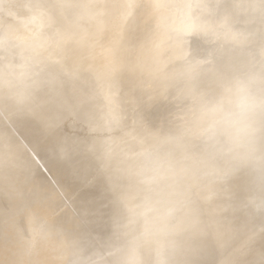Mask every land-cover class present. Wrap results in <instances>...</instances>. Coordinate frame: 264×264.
<instances>
[{"label":"bare ground","instance_id":"obj_1","mask_svg":"<svg viewBox=\"0 0 264 264\" xmlns=\"http://www.w3.org/2000/svg\"><path fill=\"white\" fill-rule=\"evenodd\" d=\"M104 1L105 3L108 2V0ZM117 1L118 4H116ZM154 1L159 3L156 5V2ZM164 1L165 0H116L114 1V3H116L113 7L111 5H108V7L105 3L103 4V1L96 4V2L94 3L92 0H0V63L2 65L4 64V66L1 67L4 72L0 70L1 77L5 75H3V73L8 74V72L13 71L10 79H8V76L6 77V75V78L4 77L8 82H5L4 80L3 84H10L8 87L6 85L7 88H5L2 84L3 78H0V103L2 102L1 106L3 109L5 107V109H7L8 113H5H11L10 115H13L14 113L19 115L21 114L23 122L24 117L30 118L31 115L34 117V122H37V126L31 128L29 132L25 134L26 136L31 137L39 135L38 137H40L39 139L41 140L38 141V144L34 143L35 146L29 147L30 151L32 150L30 153H33L34 151L38 160L40 156L34 150L36 147L40 149L53 147L58 148L59 144L60 147L63 145H61L58 141H60L67 134L65 135V133H62V137V134L60 135V131H62V129L60 128V133L57 134L62 138L60 137V139H58V135L56 134V137L54 135V133L57 132L55 129H58L57 124H60L61 120H70L71 117L69 115L74 117L73 115L76 111V117H79L81 120H75L77 121L75 123L77 125L86 119H88L86 121H89V118H92L93 121L90 120L92 122H87L91 125L90 123H93L94 119L97 120L100 118L99 116H102L99 115L98 118H95L97 115H95V117L93 116L94 114L90 115L91 113L89 114V112L91 108L95 113H98V111H101L100 114H102V112L106 113L102 116V118H106L107 121L106 119H104L106 122L103 119L100 120H103L101 122H105L107 126H109L107 127L104 124L107 129L103 127L107 134L102 137L99 136L96 139L101 140L96 141H101L102 143L105 141L104 139H107L106 142L109 139V146L110 143L112 145H118L124 142V145H122L123 147L121 146L122 148H129L130 146L131 148L129 149H132V146H134L133 144H136V140H141V138L143 140L144 137L146 139L147 133L153 135L155 132L143 133L140 129L125 127L123 122L124 113L122 114L124 107H126L129 111H132L134 114L137 112L136 110H139V107H142L145 104L143 101L144 97L140 96V92H142L143 95L145 88L142 87L144 84L142 83L141 85L138 75L140 74V65L147 61L149 62L147 72H153V76L154 71L156 70V73L160 66L163 67V65H166L168 67V65H170L169 63H173L174 68L172 70L178 76H180L181 73L182 77L184 76V82L181 81V76L179 81L176 82L174 79L176 74L173 75L174 73L171 71L172 73H168L173 75V77L171 76L172 78H168V75L165 74L171 82L168 79H165V82L163 83L160 81V85H157L155 82V87L162 91L163 88H165L163 92H166L169 96L174 90L175 97L185 102V112L189 111L191 107H198L197 110L193 111L191 114L181 116V118H183L178 121L180 124L178 123L177 125V123L174 122L171 130H167L164 126L166 128V132L168 133L165 134L167 137L166 141L169 143L171 142L170 144L172 145L168 147L167 144H164V146L159 147L160 152L157 156L155 153L153 156H150L152 150H149V154H147V156L151 157L152 162L142 168L145 179L141 178V180H145L146 187L150 184L149 178L151 176L157 178L160 183H163V187L168 186L171 182V178L176 176L185 180L188 195L182 194L181 196H178L180 193H171V195L168 194L164 197L162 210L159 212V215L151 219V221H153L157 218L154 222L155 224L152 225V227L156 226L153 231L147 230L149 229V224L139 222L137 216H135L137 214L128 217L124 213L122 206L120 207L118 205L119 208L114 212L115 214L113 213V217L116 220V224L118 223L120 228L115 233L109 232L104 235V238L101 239V241H103V249H101V251L98 250L99 252L97 250L91 251V248L87 249L85 247L86 244L81 243L80 236L77 234V231L72 230V233L67 234L66 231H64L67 225H64L63 229L60 231L55 229L56 231L53 232L50 228L51 217L38 210L40 205H49L50 201L52 202L56 196L58 197L59 192L64 194V189L66 191V188L62 183V175L73 177L78 180L75 175L76 173L71 171L77 169V166L75 165L77 162L76 159L71 166V169H65L63 165L57 166L53 169L55 175L53 176L55 178L53 181H55L54 185L55 183L57 185V187H53L52 178H50V181L47 177L44 178L43 176L38 175L39 172L36 168L39 165L35 164L37 163L35 162L37 160L34 161L32 159L31 162L30 160H27L25 156L26 153L24 152V154L19 146L10 140L7 131L1 127L2 124L0 123V190L2 188L6 191V194L10 195V207H12L13 210H16L17 213H20L19 216H15L21 219L25 217V222H22L25 223V226L20 227L18 223L19 226L17 228L21 231L23 238L26 240L25 243L28 248L34 240L39 237L43 238L47 235L46 244L48 245V252H50L51 256L53 255L52 252H54L53 256L58 261V263L55 264H264V39L262 40V32H264V30L262 28L254 30L252 28H246V26H242L241 28L233 26L234 29L229 28L228 26L231 27L233 23L228 25L229 23L227 22L230 19L227 21L222 20V16H224L225 13L220 17V13L218 14L217 9H215L216 11H214V13L216 12V14H218L221 18L220 21H224V24L225 22L227 24V26L223 27V22L218 20L220 18H218L213 12V17L212 14H210L211 11L214 10V5L211 6L214 0H210L212 1L211 3H204L199 0L200 3H198L199 1L197 2L198 6H195V9L202 4L203 6L201 5L199 7L200 9L202 7V11L209 3L208 8H212V10H208L206 7V10L204 9L202 11L206 14L209 13L206 12L207 10L210 11L207 15L209 17H206L201 13V11V14L199 15V9H197V13L193 14V23L199 24V17L203 15L204 19L201 21L204 20L205 23L207 20L206 24L208 27L210 21L213 23L211 20L212 17L218 20V23H216L213 19V21H215V23H213V27L211 26L210 28L209 25V29L204 26L202 30H211L215 28V24H219V27L216 26V28L213 29L215 31L218 30L216 35L218 33L220 34L219 31L222 29L221 26L223 27L221 34H226L223 35L221 42L222 49H220L221 52L219 51L221 53L220 55H217L216 53V56L213 52H211L213 51V47H209L211 49L210 51L208 47V50L207 48L206 50L203 49L207 51L204 52L206 54L208 53V56L210 55L209 52L211 53L210 56H212V54L216 56V58H210L213 59V61H210L209 59L208 61L210 62H207V59L209 58L208 56L207 59L203 58V55L205 54L203 53V50L199 49L202 46H200V44L204 43V40L201 38L203 37L202 33L204 34L205 32L201 30L202 33L200 34L201 36H199L201 38L198 39L202 40V42H198V40L196 41L195 35H192V39L195 38V43H199L198 46V43H194L195 46H200L199 48H195V50L199 49L200 53L202 51V58L206 62L203 63L204 65L201 64L204 72L206 71L204 66L212 62L213 63L212 66H207L210 70H207L208 72L206 71L208 73L206 78V75L204 76L201 68L197 70L198 67H200L198 66L200 64L198 59L201 57V55H198L197 52L196 58L200 56L196 59L198 63L195 62L194 65L193 63L195 58L193 59V57H190L194 61L192 60L193 63H191L189 58L188 63L190 62L191 67L187 68L190 70L193 66L196 67L197 64V69L194 67L196 72H193L194 70L192 71L193 68L190 70L191 72L189 70H187V72L184 70V72L183 68L189 67V65L187 64V66L183 67L181 64L182 62L180 61L183 56L181 54H185L183 56L185 57L189 54L190 50L195 51L193 48L195 46L191 44L193 49L187 47L190 50L187 49L189 50L187 54L184 52L186 46L190 45L189 42H191L189 41L191 37L189 36V38L188 35H191L192 32L189 33L187 27L190 29L193 28V31H199L198 33H200L199 29L203 25L201 24L202 26L199 27L198 30H196V28L194 29L195 24L192 23L193 18L192 20L190 18L192 17V13L195 9L192 8L193 11H189L190 9H188L187 11L189 12H187V7L191 8V5H189L190 2H188L187 5L186 1L185 4L187 7H184L186 11L184 13L188 16L191 14V17H188L189 19L187 20L185 14L183 18L185 17L186 24L190 22L189 24L192 25L188 24L185 26L186 28H184L183 23L182 26L184 30H182L181 24L179 23L185 22V20L181 17L183 21H180L182 22H175V16L173 15V17H171L172 13L169 16V13L172 10H167L168 7L174 8L176 6L175 3H178V1L175 0V3L173 1L171 2L174 3L175 6L173 4H171L173 6H167L170 4V1H166L169 3H166L167 5ZM179 1L184 2L185 0ZM195 1L196 0H194L193 3L191 2V4L196 3ZM204 1L206 2L209 0ZM227 1L226 3L223 1L225 4L220 2V5L222 4V8L219 6L218 10L220 11L218 12L222 13L223 10L221 11V9H224L223 7L226 6V4L227 7H225L226 9H224V12H226V10L228 11L227 8H231L235 5L238 7L244 3L243 0V3H239L241 2L239 0H237L238 3L236 0V3L231 0L229 3L232 5L234 2V4L230 7V4H228ZM244 1H246V3L243 5L247 7L248 1ZM133 2H136L137 4L135 7L134 5H130L133 4ZM153 2L155 4H153ZM161 2L162 7L158 5ZM183 2L181 3L182 6L184 4ZM216 2L217 5H219V1ZM108 3L112 4V2ZM248 3H251V0H249ZM147 4H151V6H149L150 8L152 6H156L154 9L158 7L159 9L157 12H160L161 8L164 9L168 18L171 17L173 22L169 20V23L167 20L169 26L165 25V23L160 24V21L163 22L168 19L165 18V15H163V10H161V17L160 15L157 16L155 13L157 19L160 20V18H164V20L158 21L156 18L154 19L153 16L155 14L149 11L150 8ZM243 5H241V7ZM130 6L134 9V11L136 10V12H133L137 13V15L135 14V17H133L134 14L129 11H133ZM164 6L167 7L165 8ZM177 6H179V4ZM244 6L243 8H245ZM214 8L216 7L214 6ZM233 8H231L232 12L235 13L238 11L240 12L241 10L243 11V8H241V10L240 8H237L238 11L236 12V8H234L235 10ZM154 9L152 8V10ZM242 11L240 13H243ZM194 12H196V10ZM230 12L231 10L229 13ZM252 12V15L255 16L254 9H252ZM226 13V17L230 18L231 16L233 21L237 20L238 17L236 18V14L231 13V15L228 16V12ZM240 13L237 14L240 15ZM196 14L199 15V17L197 15L198 21L196 20L197 17L195 18ZM243 14L241 19L245 16V14ZM233 15L236 16L232 17ZM204 16L207 18L206 20ZM13 17L16 19V21L14 20L15 22L12 20ZM111 17H115L117 19L119 18L117 20V22L120 21L118 23L119 26L116 22H114L116 19L113 18V20ZM240 17L241 16H239V21L237 20L238 22H240ZM208 18L210 19L209 22ZM99 19L102 20V22L100 20L102 24L98 22ZM110 20H113V23H116L117 25H115L117 28L113 26V28L116 29L113 33L115 34V41L101 45L100 42L104 41L108 34L111 35V33H108L111 32V25L113 24ZM232 20L230 21L233 22ZM151 21H158L160 27L163 28L162 25H165L166 29L168 27L170 28V24L175 22V24H179L178 26L180 27L178 28L180 29L175 28L177 25L173 27L175 24L171 25L175 29L172 28L174 31H171V33L168 34L171 29L168 28L167 35L164 34L165 30L162 29V31L160 29L162 31L160 32L158 29L160 27H155L158 26L155 25L158 23L154 22L152 25H155V28L152 29L150 26L153 22ZM258 23H260V21ZM96 24L102 25L103 29H98L95 26ZM177 30H181L178 35L180 36V42L176 40L177 37L176 39L174 37L176 34L175 31ZM113 31L114 30H112V32ZM209 32L213 34L211 31ZM207 33L208 31L206 34ZM53 34L56 36L54 35V37H50V35L53 36ZM211 34L208 35L210 38L213 36ZM208 36L205 37L208 38ZM205 37L203 39H205ZM214 39L221 41V38L219 39L218 37H215ZM171 40H174V43L177 44L172 43ZM194 40H192V42ZM155 41L156 48L158 50L161 49V46L165 47L162 48L163 53L171 44L173 46L176 45L174 46L176 47V50L171 46V48H174L176 52L172 51L173 53L171 54L170 51L173 49L169 47L170 53L167 55V50L164 57H167L170 54L172 56L168 59L161 57L163 54L162 53L160 55L161 51L158 52L154 51L155 48L153 50H151L152 48H149L152 43L155 44ZM203 45L204 46L202 47L204 48L207 44ZM229 47H231L234 53L230 55V57H227V51L225 50ZM163 49L166 50L163 51ZM217 50L219 49L217 48L214 52ZM190 54L193 56L195 53L193 55L192 53ZM7 65H11L12 68L8 69L9 66L7 67ZM20 66L21 70L19 69ZM166 66L164 69L162 68L163 71H161L160 68V73L163 72L164 74ZM3 67H5V69L7 68L9 71H7V69L4 70ZM237 67L239 70L234 72L233 70ZM18 69L19 71H14ZM200 71L203 73L204 80L209 78V80L205 82L208 83L210 81L209 86L212 90L210 93L205 94L203 92L204 94H202L200 91L202 88L199 89L197 88V85H195L196 87L194 86V84L201 83V85H203V83H205L201 78L202 73ZM160 73L158 76H161ZM192 73H201L200 78L199 75H195V77H193L194 74ZM152 74L150 73L151 78ZM163 74L162 77L164 76V78H166ZM158 76L156 79L160 77ZM191 76L193 78H199L203 82L200 80L199 82L191 78ZM136 78L139 79V81H136ZM164 78L161 80L163 81ZM188 79L194 80V82L191 80L193 85H191L192 83ZM10 80L12 83H9ZM159 80L160 79L155 81L158 82ZM166 81L171 83L170 87V84ZM148 82L149 84H146L150 85V82L154 81L150 79ZM179 82H181L182 86ZM185 82H189L188 84L186 83V85L188 86L190 84V89L187 87L184 89L185 85L183 86V84H185ZM176 83L180 85V89L183 87L184 94H180L181 90L178 89V86H175ZM214 84H218L217 86L220 85V87L218 89H214ZM1 86H4L5 90H3L4 88H1ZM152 86L153 85L151 84L150 87L155 90L156 88ZM157 86H161L162 89ZM203 86L204 88L206 87L205 85ZM140 88H142V91L139 90ZM206 88L210 89L208 87ZM123 89L127 90L126 95H124ZM156 90L149 92L148 94H150V96L148 94L147 96L150 98L153 92L155 95V92L157 93ZM145 92L146 91H144V93ZM139 96L142 97V99ZM153 97L154 96H152V98ZM98 98L101 99L100 104L97 103ZM140 99L142 101H140ZM16 100H21V102L17 103ZM13 101L18 104L17 106H20L19 104L22 103V107L20 106L21 109L20 107H16V105L13 106L15 103L11 105V102ZM68 104L69 106L76 105L77 110L73 113V111H71L72 108L70 107V109H68V107L67 109L70 110L72 114L68 112V110L66 113L64 110H66L65 106H68ZM45 106L47 110H45ZM47 106H49L48 108H51V110H49ZM62 107L64 110L61 109ZM2 108L0 107V109ZM41 108L48 112L53 111V113L51 112L53 115H49L50 120L55 117L53 118L54 121L52 120L53 122L48 120L50 122L48 123L46 119V117L48 118V114H46L48 112H43L44 110ZM104 108L105 110H103ZM118 109L121 111H118ZM0 112L2 111L0 110ZM37 112L45 113V116H42L41 113ZM64 112L66 115L69 114L67 116L68 118H66ZM88 114L90 117H88ZM56 116L59 119L56 120ZM76 117H74L73 120H70L72 121V124L74 123V119ZM160 117L158 115L157 118ZM154 119H156V117ZM86 121L83 122V125ZM101 122L98 123L100 128L102 125ZM53 123H56L57 127H55V129L52 128L55 132L50 128V125H54ZM93 124L95 125V122ZM159 124L162 123L159 122ZM89 128L93 129V127ZM35 130H40L41 132L36 133ZM100 130H102V128ZM47 136L49 138L45 143ZM76 137L78 136L74 137V135L72 136L71 134V141L69 142L68 140V142L71 144L75 141ZM73 138L74 140L72 141ZM88 138L91 140L92 136H89ZM173 138L174 140H172ZM56 139L58 141H56ZM78 139L81 138H76V141ZM89 139L86 140L87 142L83 141L84 139L79 141H83L82 143H89ZM64 140L61 142H64ZM93 140L91 142H93ZM76 141L74 142L75 144L72 143L71 147H73V145H81V143L76 144L79 142ZM197 142L199 149H194V146L196 145L195 143ZM86 143L84 144L86 145ZM93 143H91V145ZM101 143L99 145H101ZM84 144L82 145L84 146ZM94 144L93 146L98 145V143ZM25 145L27 144L25 143ZM64 145L62 147L63 149L65 148L64 150L71 148H66L67 146L65 147ZM112 145L110 147H112ZM114 145V149L119 148V145L117 148H115L117 145ZM189 145L191 146V149ZM96 146L94 147L95 149H89L96 150ZM140 146H142L141 143L139 146L134 147L139 148ZM157 146L158 144L152 148ZM60 147L58 150H60ZM100 147H97L99 152L101 154L105 153L100 151ZM104 147L105 146H103L102 149ZM134 147L133 149L135 150ZM144 147H140L141 150L144 149ZM74 148L72 151H74ZM112 148L108 149L107 146L106 151L111 152ZM122 148L121 150L123 151L124 149ZM63 149H61L62 152L64 151ZM89 149L88 152H90ZM94 150H92V154L90 153V155H92V159L84 164L85 166L82 168L83 171H90L94 169L96 171L98 169L97 165L99 164L97 163V158L101 159V156L103 155H99L101 158L98 157L97 154L99 153L96 150V154ZM145 150L147 151V146L144 151ZM122 151H120V149L116 150V152L112 153L113 155L111 154V159L113 157L116 158V155L119 156L118 154ZM129 151L131 152V150ZM69 152L70 150H67V154ZM84 152L87 153V150ZM124 152L126 151L124 150ZM30 153L28 152V154ZM93 153L96 156H94ZM127 153L129 152L127 151ZM36 155L34 157H36ZM66 155L65 157L67 158L68 155ZM133 155L134 154L131 152L130 156L133 157L134 161V157L136 158V156ZM120 157H126V160L124 159V161H128L129 163H125ZM120 157H118V159L124 162L123 165H121L123 162L120 164V168L118 163L121 161L119 162L117 161L118 159H115L117 161V165L116 163L115 165L119 168L116 169L118 171L121 169V171H119V175L123 173L122 175H125L127 178L131 177L132 174H136L137 171L139 172L137 169L138 164L136 162L134 163L133 161H129L132 160V157L130 158L128 156L130 158H128L129 160L127 159V154H125V157L124 154ZM160 158L165 160V167L163 168H158L162 165L158 163V159L160 160ZM40 159L42 158L40 157ZM104 159L105 156L102 161ZM106 160H109V162L112 161L108 158ZM106 160H104V162ZM40 164L43 163L40 162ZM35 165L37 166L35 167ZM41 167L43 168L41 165L38 168ZM43 169L45 170V168ZM63 171L66 173H63ZM48 173L50 174L49 171ZM142 175H140V177H142ZM210 177H218L219 180L217 183L211 185V183L208 182ZM85 179L87 178H83V180ZM113 183H115V181ZM113 183L110 182L111 185H108V187H112ZM223 183L230 184V188L222 191L221 187ZM171 190L172 188L168 191ZM3 192L0 191V196L3 195ZM157 194L158 192H153V195H151L153 204L158 200ZM22 195L24 199L29 198L30 201L21 202L20 200H23ZM119 197H121V195ZM22 214H24V216ZM0 218L8 220L2 214H0ZM34 226L37 227V232L33 233L32 229ZM143 242H146V244ZM109 250H114L116 253L110 256L108 255L110 257L108 260H106L107 258L102 259L103 256L101 257V255L103 253L107 254ZM106 254L104 257L107 256ZM16 261L17 260H15L14 264H24L23 259H19L17 262ZM32 264H36V262L33 261Z\"/></svg>","mask_w":264,"mask_h":264},{"label":"rangeland","instance_id":"obj_2","mask_svg":"<svg viewBox=\"0 0 264 264\" xmlns=\"http://www.w3.org/2000/svg\"><path fill=\"white\" fill-rule=\"evenodd\" d=\"M94 3L97 1V0H92ZM101 2L103 1V4L105 3V1L104 0H100ZM99 0L96 2V4H98L99 2H100ZM114 1H116V0H113V1H109L108 0V2H112V4L114 3ZM119 1H121V0H119ZM133 1V0H132ZM166 1H168V0H165L164 2H165V4L166 3H168V2H166ZM170 1V4L169 5H167V6H173L174 5V3H175V0H169ZM174 2V3H171V2ZM178 1V3H175L176 4V6L172 9V8H170V7H168L167 8V10L168 11H170V10H172L170 13H169V16L171 15V13H172V15H171V17H173V15L175 16V19H174V21L175 22H178V21H180V20H182V19H184L185 20V17H187L186 19L188 20L189 18L188 17H191L190 15L191 14H189V16L186 14V13H184V12H186L188 9H190L189 11H193V9L192 8H194L195 9V6H198V3H200V1L199 0H196L195 2L196 3H194V4H191V2L193 3V1L194 0H192V1H189V0H185L184 2L183 1H179V0H177ZM176 1V2H177ZM187 1V5H188V2H190L189 3V5H191V8L189 7H187L186 6V4H185V2ZM199 1V2H198ZM204 2V3H207V2H212V1H204V0H201V2ZM216 1H219L218 2V4L219 5H217V2ZM225 3H226V1L225 0H223ZM223 1H221V0H214V4L212 3V5L211 6H215L216 8H214V6H213V9L214 10H212V8L210 9V8H208V5H209V3L207 4V6H206V4H205V6L207 7V9L209 10H212L211 11V13H210V11H206V12H209L210 14H212V17H213V15L214 14H216V12L214 13V11H216L215 9H217V13L219 14L220 13V17L222 16V14H224L225 13V15L224 16H222L223 18H222V20H224V21H227V20H232L231 19V13H233V14H236L235 16H236V18H237V20L239 21V16H241L240 17V22H238L235 18H233L234 20H236V21H233V22H231L230 20L227 22V23H229L228 25H231L232 23L234 24H232L231 25V27L230 26H228L229 28H233L234 29V27H236V28H241L242 26H246V28H252V29H254V30H258V29H260V28H262L263 30H264V0H251V3H248L249 2V0H247L248 2H247V7H245L243 4H245L246 3V1H244L243 0V2H242V0H239V1H241V2H239V3H243V4H241V5H243L245 8H243V6L241 7V5H239L238 7H236L237 5H235V6H233V4H234V2H235V0H233L232 2H233V4L231 5V3H229V2H231V0L230 1H227L228 2V4H230V7L231 6H233L234 8H236V12L238 11V9L240 8V10H241V8H243V13L245 14V16L243 17V19H241L242 18V14L243 13H240L239 11L237 12V13H240V15H238L237 13H235V12H232V9L231 8H233V7H231V8H227L228 9V11L226 10V12H228V16H230V18L229 17H226V12H224V9H226L225 7H227V4H226V6H224L223 8L224 9H221V11H222V13L221 12H218V11H220V10H218L219 9V6L221 7V5L222 4H225ZM253 1V2H252ZM92 2V3H93ZM107 2V1H106ZM105 3V5H111L112 7L115 5V3L112 5L111 3ZM137 2V1H136ZM136 2H133V4H130V5H134V7H135V5H137L136 4ZM154 2H156V1H154ZM153 2V4H155ZM163 2V3H164ZM180 2V3H179ZM184 3L185 4V6H184V4H183V6H182V4L181 3ZM198 2V3H197ZM215 2H216V4H215ZM220 2L222 3L221 5H220ZM236 2L238 3V1L236 0ZM235 2V3H236ZM138 3V2H137ZM157 3H159V2H156V5H157ZM203 3V4H204ZM116 4H118V1H117V3ZM152 4V3H151ZM151 4L150 5H148V7L149 6H151ZM162 2L160 3V4H158V5H160L161 7H162ZM165 4H163V5H165ZM171 4H173V5H171ZM179 4V6H177ZM197 4V5H196ZM194 5V6H193ZM202 5V4H201ZM200 5V6H201ZM217 5V6H216ZM117 6V5H116ZM167 6H164L165 8L167 7ZM193 6V7H192ZM199 6V7H200ZM203 6V5H202ZM229 6V5H228ZM109 7V6H108ZM133 7V8H134ZM156 7V6H155ZM154 6H152L150 9L149 8H147V9H149V11L151 12V13H156L157 14V16H159L160 15V17L162 16L161 14H162V12H164V9H162L161 8V10H163L162 12H161V10H160V12H157V10L159 9L158 7L156 8V9H154L155 8ZM163 7V8H164ZM184 7H187V9H186V11H185V8ZM197 8V9H199V11L197 10V9H195L196 10V12H194L193 11V13H192V17L190 18L191 20H192V18L194 17V13H197V11L199 12V15L202 13L203 15H205L206 17H209V16H207L209 13H203L202 11L205 9L206 10V7L201 11V9H202V7H201V9L200 8ZM130 8L132 9V7L130 6ZM152 8L154 9V10H152ZM170 8V9H169ZM222 8V7H221ZM233 8V9H234ZM238 8V9H237ZM137 9V8H136ZM192 9V10H191ZM252 9H254V15L255 16H253L252 15ZM133 11H131V10H129L130 11V13H133V12H136V10L134 11V9H132ZM153 12H152V11ZM156 10V11H155ZM231 10V12L229 13V11ZM235 10V9H234ZM245 10V11H244ZM189 11H187V12H189ZM200 11H201V13H200ZM214 14H213V13ZM159 13V14H158ZM134 15H133V17H135V14L137 15V13H133ZM156 14L153 16L154 17V19L157 17L156 16ZM167 13H163V15H165V18H168V15H166ZM185 14H186V16H185ZM218 14H216L217 15V17L218 18H220L219 16H218ZM243 14V15H244ZM132 15V14H131ZM197 15L198 14H196L195 15V18L197 17ZM199 15H198V17H199ZM203 15L202 16H200V17H202V18H200L199 17V24L198 23H193L194 22V18H193V20H192V23L193 24H195V27H194V29L196 28V30H198V28L199 27H201L202 25V27L199 29L200 30V33H198L197 31H193V28H191L192 29V31H191V29L190 28H188L187 27V30L189 31V33L190 32H192L191 33V35H188V37L190 38V40L189 41H191L192 42V40H194L195 38H196V41L198 40V39H200L201 37H199V36H201L200 34L202 33V31L203 32H205L204 34L202 33V35H203V37L201 38L202 40H204V43H202V44H200V46L202 45V46H204L203 44H207L204 48L201 46V48H199V47H197L198 45H199V43L198 42H202V40H198V42H196V43H198L197 44V46H195V40L191 43V42H189L188 40V42L190 43V45H188V46H186V49H184L185 51L184 52H186V54H187V52L190 50L189 48H191V49H193L194 48V50H195V48H199L200 50H203V49H205L206 50V48L208 47H213L212 49H213V51H211V52H213V54H215L216 55V53H217V55L219 54H221L220 52V49H222L221 48V42H222V39H223V35H225L226 33H224L223 35L221 34V30L223 29V27H225V26H227V24H226V22H225V24H224V21H220L221 20V18L220 19H218L220 22H223L222 24H224V25H222V24H220V25H222L221 26V28L222 29H220V28H217V29H220V34H221V36H220V34L218 33L217 35H216V33L218 32V30L217 31H215V30H213V29H215L216 28V26H218L219 27V24H215L216 26H214L215 28H213V29H211V30H209L210 28H211V26L213 27V23H215V21H216V23H218L217 21L218 20H216V19H214V18H212L211 17V20H212V22L213 23H211V21H210V19L208 18V22H209V25H210V28H209V25H208V27H207V24H206V22H207V18L205 17V20H206V22L204 23V20L203 21H201L202 19H204L203 18ZM183 16H185L184 18H183ZM211 16V15H210ZM234 15L232 16V17H235ZM116 17H118V16H116ZM132 17V16H131ZM164 17V16H163ZM162 17V18H163ZM171 17H169L168 19H166L165 21H163V22H161L160 20H164V18L163 19H161L160 18V20L159 19H157L156 18V20H158V21H160V24H164L165 23V25H168L169 26V24L167 23V20H168V22L170 23V21H172V18ZM181 17H182V19H181ZM198 17L196 18V20L198 19ZM226 17V18H225ZM113 18H115V17H111V19H113ZM215 18H216V16H215ZM228 18V19H227ZM258 18H259V20H258ZM116 20L114 21V22H116L117 23V25L119 26V22H117V20L119 19H117V18H115ZM129 19V18H128ZM153 19V20H154ZM213 19L215 20V21H213ZM226 19V20H225ZM13 21L15 20L16 21V19H14V17H13V19H12ZM11 20V21H12ZM100 20L101 19H99V21L98 22H100ZM114 20V19H113ZM113 20H110L112 23H113ZM170 20V21H169ZM196 20H195V22H196ZM14 21V22H15ZM155 22V21H151V22H153V23H151V26L150 27H152V29L153 28H158V27H160V25H159V22ZM183 21V20H182ZM182 21H180V22H182ZM190 21V20H189ZM189 21H187V22H189ZM198 21V20H197ZM260 21V23H258ZM101 22H102V20H101ZM100 22V23H101ZM154 22L155 23H158V24H155V25H158V26H155V25H152V24H154ZM173 22V21H172ZM171 22V23H172ZM175 22L173 23V24H170V32L168 33V34H170L171 33V31H174L173 29H180V28H178V27H180V26H178L179 24H181V29L182 30H184V28H186L185 26H187L188 24H186V20H185V22H182V23H176L175 24ZM219 22V23H220ZM111 23V24H112ZM116 23H113L111 26V28H112V30H114L113 32H112V30H111V32H108V33H111V35L110 34H108L107 36H106V38L104 39V41H101L100 43H101V45H104V44H107V43H111V41L113 42V41H115V34H113L114 32H115V28H117L116 26ZM167 23V24H166ZM184 23V28H183V26H182V24ZM205 25H204V24ZM231 23V24H230ZM239 23V24H238ZM102 24V23H101ZM175 24V25H174ZM186 24V25H185ZM202 24V25H201ZM116 25V26H115ZM150 25V24H149ZM163 26L162 25V27L163 28H158L159 29V31L160 32H162L163 30H165V33L164 34H167V30H168V28L166 29V26ZM171 25H174L173 27H175L176 25H177V27H175V28H173ZM189 25H192V24H189ZM196 25H198V26H196ZM98 29L100 28V29H103V26L102 25H100V24H96L95 25ZM95 26H94V28H95ZM113 26L115 27V28H113ZM155 26V27H154ZM204 26H206L207 28H209L208 30H202L203 28H204ZM234 26V27H233ZM165 27V28H164ZM190 27V26H189ZM192 27V26H191ZM206 27H205V29H206ZM93 28V29H94ZM173 28V29H172ZM157 29V30H158ZM162 31H161V30ZM261 29V30H262ZM118 30V29H117ZM155 30V29H154ZM202 30V31H201ZM237 30V29H236ZM178 31V32H177ZM177 31H175L176 32V34L174 33V32H172V33H174L173 35H174V37H175V39H176V37H177V39L176 40H178L179 42H180V36H178L179 35V33H180V31L181 30H177ZM208 31V33L206 34V32ZM209 31H211L213 34H211ZM194 33H196V34H194ZM263 34H262V40L264 39V32H262ZM167 34V35H168ZM216 35V36H212V38H210V36H208V35ZM54 35L55 34H53V36L52 35H50V37H54ZM195 35V38L194 39H192L193 38V36ZM56 36V35H55ZM113 36V37H112ZM205 36H208V38L207 37H205ZM205 37V39H203ZM215 37H218L219 39L221 38V41L219 40V41H217V39H214ZM174 39V40H175ZM188 39V38H187ZM192 39V40H191ZM172 41V43H174L175 41ZM110 41V42H109ZM154 41V40H153ZM152 41V42H153ZM178 41H176V42H178ZM168 42H170V41H168ZM154 43V42H153ZM151 44L150 45V47L149 48H152L151 50H153L154 48L155 49H157L156 48V41H155V44ZM188 43V44H189ZM195 43V44H194ZM169 44V43H168ZM168 44H166L167 46H169ZM174 44H177V43H174ZM187 44V43H186ZM194 45L195 47H193L192 48V45ZM155 45V46H154ZM166 45H164V46H166ZM171 46L172 47H174V46H176V45H170L169 47L171 48ZM169 47H168V51L166 50V49H163V51L164 50H166V51H164V53L162 52V48H165V47H162L161 46V49L160 50H155L154 49V51H161L160 52V55H161V57H163V58H169L170 56H172L171 54L173 53L172 51H174V52H176L175 50H176V47H174L175 48V50H174V48H171V49H173V50H171L170 52H171V54L169 55V56H167V57H164L166 54L168 55V53H170L169 52ZM187 47H189V48H187ZM220 47V48H219ZM208 48H207V50H208ZM215 48V49H214ZM219 49V50H217L216 52H214L216 49ZM187 49H189V50H187ZM199 49H197V50H195V51H193V50H190V52H189V54H187L185 57H183L185 54H181V55H183L182 56V58H181V64L183 65V67L184 66H187V64L189 65V67H186V68H183V71L184 70H186V72H187V70H189V69H187V68H190L191 66H190V62L191 63H193L192 62V60L195 58V61H194V65H195V62H197V60L196 59H198L200 56H198V58H196V53L198 52V55L200 54L201 55V53H202V51H201V53L199 52ZM150 50V49H149ZM150 50V51H151ZM205 50H203V53L205 54V55H203L204 57L203 58H208L207 59V62H210V61H213V59H210V58H216V56H214L213 54H212V56H210L211 55V53L209 52V56H208V53L206 54L205 52H207V51H205ZM211 49L209 48V51H210ZM205 51V52H204ZM225 51H227V57H230V55H232L233 53H234V51H232V49H231V47H229V48H227ZM165 52H166V54H165ZM195 54H194V53ZM183 53V52H182ZM190 53H192V55L194 54L195 55V57H194V55L193 56H191V54ZM159 55V56H160ZM189 55V56H188ZM202 55H201V57H200V59H198V62L200 63L198 66H200V67H198L197 66V64H196V67H198V69L195 67V66H193L191 69H192V71L193 72H196V70L194 69V67L197 69V70H199L200 68H201V70H203L202 69V65L201 64H203V63H206L204 60H203V58H202ZM188 56V57H187ZM208 56V57H207ZM193 57V59H191V58ZM222 57V56H221ZM190 58V62L188 63V59ZM219 58V57H218ZM2 59V58H1ZM210 59V61H208ZM220 59V58H219ZM203 62H202V61ZM197 62V63H198ZM202 62V63H201ZM148 61L147 62H145V63H142L141 65H140V74L138 75V78L140 79V81H141V85H142V83L144 84V86L142 85V87H144L145 88V90L144 91H146L145 93H144V91H143V95H142V92H140V96H142V97H144L143 98V101L145 102V104L142 106V107H139V110H136L137 112L136 113H134L133 114V112L132 111H129L126 107H124V110H123V112H122V114L124 113V117H123V119H124V125H125V127H127V128H132V129H140L141 131H143V133H145V132H155V133H153V135H151L150 133H147L146 134V139H145V137H144V139L142 140V138H141V140L139 139V140H136L135 141V143L136 144H133L135 147L136 146H139L140 145V143H141V145L143 146L144 144V149L146 148V146H147V151L145 150L144 151V149H142L143 150V152H142V150H141V148H143L142 146H140L139 148L137 147V148H135L134 146H132V149H133V147L135 148V150L133 149V151H132V149H129V148H131L130 146H129V148L127 147H125V148H122L123 146L122 145H124V142H122V144L120 143V144H118L119 145V148H117L118 147V145L117 144H115V145H117V146H115L114 144V146H115V148H117V149H114V147H113V145L110 143V146L112 145V147H110L109 146V139H108V141L106 142V140L107 139H104L105 141L104 142H102L101 143V141L100 142H98L99 140H101V139H96V138H98L99 136L100 137H102L103 135H105V134H107V132H105V130H104V128L103 127H105L104 126V124L107 126V124L105 123L106 121H107V119L106 118H102V116L103 115H105L106 113H103L102 112V114H100V112L98 111V113H95L93 110H92V108H91V110H90V112H89V114L90 115H93L94 117H95V115H97L95 118H98V116L99 115H102V116H99L100 118H98L99 119V121H98V119L97 120H95L94 119V122H95V125L93 124V123H90L91 125H94V126H91V125H89V123H87V122H92L93 120H92V118L90 119L89 118V121H86V120H88V119H86L85 121H86V123L83 125V122H85V121H83V122H80V123H78V125L77 124H75L77 121H79L80 119H79V117H76L77 116V114H76V110H77V106L76 105H73L74 107H76V108H74L72 105L71 106H69V104H68V106L66 105L65 106V108H66V110H64L63 109V107L61 108V109H63L64 111H66V113H67V110L68 109H70V107L72 108L71 109V111H73V113H74V111H76L75 113H74V117H76L75 119H74V123L72 124V121H70L71 119L73 120V118L74 117H72L71 115H69V114H67L66 115V113H65V116H66V118H68L67 116L69 115L70 117H71V119L69 120H67L66 118V120L64 121H62L61 120V122H63V123H61L60 122V124H61V126H60V124H57L58 125V129H55V127H56V123H59V122H56V123H53L54 125L52 126V125H50L49 127L52 129V128H54L55 130H57V132L56 133H54V135H55V137H56V134L58 133H60V135L63 133H65V135L67 134H72V136L74 135V137L75 136H78V137H76V138H81L83 141H86V140H88L89 138V136L91 137L92 136V138H91V140L89 139V143H86V142H84V143H86V145L84 144V143H82V142H80L81 141V139H78L77 141H79L78 143H76V144H80L81 143V145H78V146H76V145H73V147H71V145H72V143L73 144H75L74 142L76 141V138H75V141L74 142H72L71 144L69 143L71 140V138H70V136H71V134L70 135H66V136H64L63 137V134L61 135L64 139H65V137H66V139L64 140L60 135H58V139H60V137L62 138L60 141H58L57 139H56V141H58V142H60L61 143V145L63 144H67V145H64L66 148H68V147H71L70 149H66V150H64L62 147H63V145L60 147V144H59V147H60V150H58L59 149V147L58 148H42V149H40V148H38V147H36V149H34L35 151H36V153L37 154H39V156L42 158V159H40V157H39V160H38V157H37V155L34 153V151H33V153H30V152H32V150L30 151V148L29 147H32V146H35L34 145V143L35 144H38V141H40L41 139H39L40 137H38L39 135H35V137H31V136H26V134L25 133H27V132H29V130L31 129V128H33V127H35V126H37V122H34L35 120H34V117H32V115H31V117L30 118H25L24 117V122L22 121V118H21V114L19 115V114H13V115H10L11 113H9V114H7L8 112H7V109H3L2 108V106H1V103H0V107L3 109H0L2 112H0V123L2 124V128H4L5 129V131H7V133H8V137L10 138V140L13 142V143H16L18 146H19V148L23 151V153L25 152L26 153V159L27 160H30V162H31V160L33 159L34 161L35 160H37V161H35V162H37V163H35V164H37V165H41V166H43V168H45V170L47 169L49 172H50V174L48 173V171L46 170H44L42 167L41 168H38L39 166H37V165H35V167L37 166V170H38V172H39V174L38 175H41V176H43L44 178H46L47 177V179H49L50 180V178H52L51 180L53 181V180H55V178L53 177V176H55L54 175V168H56L57 166H61V165H63L64 167H65V169H71L72 167V165H73V163H74V161H75V159H76V166H77V169H75V170H71V171H73L74 173H76L75 175H76V177H77V179L78 180H76V179H74L73 177H67L66 175H62V183H63V185L65 186V188H66V191H65V189H64V194H61L60 192H59V194H58V197L56 196L55 197V199H53V201L51 202L50 201V203H49V205H47V206H44V205H40V207H39V209L38 210H40V212L41 213H46V214H48L50 217H51V224H50V228L53 230V232H55L56 230L55 229H57V230H61V229H63V226L64 225H67V227H66V229H64V231H66V233L67 234H70V233H72V230H75V231H77V234L80 236V240H81V243H84V244H86V248L88 249V248H91V251H93V250H99V251H101V249H103V244H102V242L103 241H101V239L102 238H104V235L105 234H107V233H115V232H117L118 230H119V228H120V226L118 225V223L116 224V220H115V218L113 217V215L115 214L114 212L119 208V206L121 207L122 206V209L124 210V213L128 216V217H131V216H133L134 214H137V215H135V216H137V218H138V220H139V222L140 223H144V224H149L150 226H149V229H147L148 231L150 230V231H153L154 229H155V227H152V225H154L155 223V220L157 219V218H155L153 221H151V219L153 218V217H155V216H157V215H159V212L162 210V205L164 204L163 203V201H164V197L165 196H167L168 194L169 195H171V193L172 194H176V193H180L178 196H181L182 194H185V195H188V190H186V182H185V180H183L182 178H178V177H176V176H173L172 178H171V182H170V184L168 185V186H164L163 187V183H160L159 181H158V179L157 178H154V177H150L149 179H150V184H149V186L148 187H146V185H145V180H141V178L142 179H145L144 177H145V175H144V173H143V171H142V168H143V166H146L147 164H150L152 161H151V157L150 156H153L154 155V153H155V155L157 156V154H159V147H161V146H164V144H167L168 145V147L169 146H171L172 144H170L169 142H167L166 140H167V137L165 136V134H168L167 132H166V128H167V130H171V127H172V125L174 124V122H176L177 123V125H178V121H179V119H182L181 118V116H186L187 114H191L193 111H195V110H197V108L198 107H191L190 108V110L189 111H187V112H185V102L184 101H182V100H180V99H177L176 97H175V94H174V90H173V92H172V94L169 96L166 92H163L164 91V89L165 88H163V91L162 90H160V89H158V88H156L155 86H156V83H157V85H160L161 83H163V82H165V79H168L169 77H173V75H175L176 73L172 70L173 68H174V64L173 63H169L170 65H168V67L166 66V65H163V67L162 66H160V68H161V71H163L162 70V68L164 69L165 68V66H166V69L164 70V74H163V72L162 73H160L161 71H160V68H159V70H157V72L155 73V71H154V76L155 75H157L158 76V74L160 73L161 74V78L159 77L158 79H160L158 82L157 81H155V80H158V79H156V77L157 76H153V72H150L151 74H152V78H151V76H150V73L149 72H147V66H148ZM213 63V62H212ZM212 63H210V64H208V65H210V66H212ZM1 64V63H0ZM185 64V65H184ZM204 65V64H203ZM208 65H206V66H204L203 68L207 71V70H210V69H208ZM2 66H4V64L2 65L1 64V66H0V68L2 67ZM9 65H7V67H8ZM209 66V67H210ZM4 68V70H6L5 69V67H3ZM10 68H12V66L10 65L9 66V68L8 69H10ZM16 68H18V67H16ZM21 68V66L19 67V69ZM207 68V69H206ZM7 69V71H9ZM19 69L18 70H14V71H19ZM22 69H23V67H22ZM190 69V70H191ZM1 71H3L2 70V68L0 69ZM21 70V69H20ZM189 70V71H190ZM236 70H239V68L237 67V68H235L233 71L235 72ZM6 71V72H7ZM11 71V70H10ZM171 71H173V75L172 74H169L168 72H170V73H172ZM205 71V72H206ZM4 72V71H3ZM3 72H1V73H3ZM13 72V71H12ZM12 72H8V74L7 73H3V75L5 74L6 75V77L8 76V79H10L11 78V73ZM159 72V73H158ZM166 72V73H165ZM185 72V71H184ZM191 72V71H190ZM198 72V71H197ZM201 72V71H200ZM203 73H204V76L207 78V76H208V71L205 73L204 72V70L202 71ZM201 72V73H202ZM183 73V72H182ZM200 73V74H201ZM203 73L201 74L202 76H201V78H202V80H204V76H203ZM9 74H10V76H9ZM162 74L163 75H168V78H167V76L165 75V77L166 78H164V76L162 77ZM192 74H194V73H192ZM200 74L198 73H195L194 75H193V77H195V75H199V78H200ZM5 75L4 76H2L1 77V74H0V78L3 80L2 81V84H3V82H4V80H5ZM180 76L182 77V74L180 73ZM180 76H178L177 74L175 75V80H176V82L177 81H179V79H180ZM5 77V78H4ZM155 78V80H154V78ZM171 77V78H172ZM178 78V80H177V78ZM184 77V76H183ZM183 77H182V80L181 81H183L184 82V80H183ZM192 76H191V78H193ZM197 77V76H196ZM164 78V80L162 81L161 79H163ZM199 78H193V79H195V80H197V81H199L200 79ZM139 79H137L136 78V81H139ZM150 79H152V81H154V82H150V85H147L146 83H148L149 84V82H148V80H150ZM193 79H188V80H190V82H191V80H192V82H194V80ZM7 80V79H6ZM5 80V82H8V81H6ZM169 81H170V79H168ZM173 80V79H172ZM187 80V79H186ZM202 80H200V81H202ZM207 80H209V78L208 79H205L204 80V82L206 81L207 82ZM161 81V83H159ZM169 81H166V82H168L170 85H169V87L171 86V81L169 82ZM199 81V82H200ZM135 82V81H134ZM156 82V83H155ZM191 82V83H192ZM196 82V81H195ZM203 82V81H202ZM205 82V83H206ZM210 82V81H209ZM209 82L208 83H203V85H205L206 87H208V88H210V84H209ZM9 83H12L11 82V80H10V82ZM159 83V84H158ZM180 83V85H181V82H179ZM186 83L188 84L189 82H185V84H183V86L185 85V87H184V89H186V87L188 88V89H190V84L187 86L186 85ZM146 84V85H145ZM151 84L153 85L152 87H155L156 89H158V90H156L157 91V93L155 92V95H154V92H153V94H151L152 96H154L153 98H152V96L149 98L148 96H147V94L149 93V92H151V91H155V90H153L154 88H151L150 86H151ZM155 84V85H154ZM207 84H208V86H207ZM4 86H5V88H7L9 85H8V83L6 84V83H4L3 84ZM6 85H7V87H6ZM163 85V84H162ZM161 85V86H162ZM180 85H178L177 83H176V85L175 86H180ZM191 85H193V83L191 84ZM195 85H197L198 87L197 88H199V89H201L200 91L202 92V94H206V93H210L212 90H211V88L210 89H207L206 87L204 88V86L203 85H201V83L200 84H194V86ZM201 85V86H200ZM218 84H214L213 85V87H214V89H218L219 87H220V85L219 86H217ZM4 86H1V88L3 87L4 88ZM146 86V87H145ZM161 86H157V87H161ZM182 86V85H181ZM177 87V88H178ZM192 87V86H191ZM196 87V86H195ZM5 88L3 89V90H5ZM139 88V87H138ZM143 88V89H144ZM148 88H151V89H148ZM181 87H179L178 89H180ZM196 88V89H197ZM142 88H140L139 90L140 91H142L141 90ZM161 89H162V87H161ZM198 89V90H199ZM213 89V90H214ZM151 90V91H150ZM181 91H180V94H184V90H183V87H182V89H180ZM208 90H209V92H208ZM166 91H167V89H166ZM199 91V92H200ZM168 92V91H167ZM187 92V91H186ZM185 92V93H186ZM200 92V93H201ZM204 92V93H203ZM123 93H124V95H126V93H127V90H125V89H123ZM85 95V94H84ZM83 95V96H84ZM149 96H150V94H148ZM139 96V97H140ZM142 97H140L141 99H142ZM140 99V101H142ZM17 101V100H16ZM20 103L21 102V100L20 101H17V103ZM119 102V101H118ZM15 103V101H13V102H11V105L12 104H14ZM97 103H101V99L100 98H98L97 99ZM143 103V102H142ZM24 104V103H23ZM116 104V103H115ZM3 105V104H2ZM10 105V106H11ZM16 105V107H20L21 105H22V103L21 104H19L20 106H17L18 104H14L13 106H15ZM25 105V104H24ZM23 105V106H24ZM44 105V104H43ZM46 105V104H45ZM116 105H118V104H116ZM9 106V107H10ZM12 106V107H13ZM22 107V106H21ZM21 107H20V109H21ZM49 106H47V108H48ZM69 107V108H68ZM68 108V109H67ZM96 108H98V107H96ZM116 108H119V107H116ZM41 109H43V108H41ZM41 109H40V111H41ZM49 110H51V108H48ZM73 109H75V110H73ZM44 110V109H43ZM42 110V111H43ZM45 110H47L46 109V106H45ZM43 111V112H48V111ZM103 110H105V108L103 109ZM120 109H118V111H119ZM121 110H122V108H121ZM120 110V111H121ZM3 111H4V113H3ZM9 112H11L10 110H8ZM71 111L70 110H68V112H70L71 113ZM93 111V112H92ZM5 112H7V113H5ZM50 112V113H49ZM48 113H46V114H48L47 116H48V118L46 117V119H47V121L48 120H50V114H52L53 113V111H49ZM52 112V113H51ZM106 112V111H105ZM26 113V112H25ZM35 113V112H34ZM33 113V114H34ZM37 113H41L42 114V116H45V113H42V112H37ZM55 114V113H54ZM72 114V113H71ZM88 114V117H90V115ZM185 114V115H184ZM10 115V116H9ZM53 115V114H52ZM56 115V114H55ZM158 115H159V117L160 118H157L158 117ZM152 116H153V118H152ZM87 117V118H88ZM93 117V118H94ZM106 117V116H105ZM156 117V119H154ZM53 118H55V117H53ZM52 118V120L54 121V119ZM57 119H59L57 116H56V120ZM76 119H78L77 121H75ZM100 119H106V121L104 122V123H102L101 121H103V120H100ZM52 120H50V122L52 121ZM90 120H92V121H90ZM52 121V122H53ZM59 121V120H58ZM81 121V120H80ZM96 121H97V124L98 123H102V125H101V128H102V130H100L101 128H100V126H99V124L97 125L96 124ZM49 121H48V123H50ZM159 122H161L162 124H159ZM81 123H82V125H81ZM80 124V125H79ZM88 124V125H87ZM180 124V123H179ZM176 125V126H177ZM95 126H96V128H95ZM160 126H162V127H160ZM166 128H165V127ZM89 127H93V129H90ZM107 127H109V126H107ZM57 128V127H56ZM62 129V131H60L61 129ZM98 128V129H97ZM100 128V129H99ZM106 128V127H105ZM177 128V127H176ZM54 129H52L53 131H54ZM107 129V128H106ZM51 130V131H52ZM93 130V131H92ZM36 131V130H35ZM60 131V132H59ZM41 131L39 130V131H36V133H40ZM55 132V131H54ZM160 132V133H159ZM166 132V133H165ZM69 139H68V138ZM83 137V138H82ZM48 136H47V138H46V141H45V143L47 142V140H48ZM50 138H51V135H50ZM88 138V139H87ZM94 139V140H93ZM171 139V138H170ZM169 139V140H170ZM62 140H64V142H61ZM68 140H69V142H68ZM74 140V138L72 139V141ZM93 140V142L95 143V141L96 140H98V141H96V143L95 144H97L98 143V145L96 146L93 142H91ZM103 140V139H102ZM172 140H174V138L172 139ZM172 140H170V141H172ZM76 141V142H77ZM140 142V143H138V142ZM68 142V143H67ZM106 142V143H105ZM25 143L28 145H25ZM91 143H93L95 146H96V150H97V152L99 153V154H97L96 153V150H94L95 148V146H93V144L91 145ZM101 143V145L102 144H104V145H99ZM69 144V145H68ZM82 144H84V146L82 145ZM108 144V145H107ZM137 144H139V145H137ZM156 144H158V146L157 147H154V148H152L153 146H155ZM196 145L194 146V149L195 148H198L199 149V145H198V142L197 143H195ZM108 146V149L110 148H112V150H114V151H112L111 150V152H109V151H106V148H107V146ZM25 146H27L28 148H29V150H28V148L27 147H25ZM83 146V147H82ZM86 146H88V147H86ZM90 146V147H89ZM101 146V147H100ZM103 146H105L103 149H104V151H103V149H102V147ZM122 146V147H121ZM128 146V145H127ZM75 147V148H74ZM85 147V148H84ZM100 147V151L101 152H105V153H103V154H101L100 152H99V149L98 148ZM189 147H190V149H191V146L189 145ZM26 148H27V151H26ZM73 148H74V151H72L73 150ZM85 150H84V149ZM91 148H94V149H92V150H94L95 151V153L98 155V157H100L101 155H103V156H101L100 158L101 159H99V158H97V163L99 164V165H97L98 166V169L95 171V169L94 170H85V171H83L82 170V168H84L83 166H85L84 164H86L88 161H90L91 159H92V155H90V153L92 152V150H90ZM121 148L122 149H124L126 152H124V150L122 151L121 150ZM151 148V149H150ZM61 149H63L64 151H65V154H64V151L62 152V150ZM88 149H89V151L90 152H88ZM107 149V150H108ZM120 149V151H122L123 152V154H124V157H125V154H127V159L130 157H132V156H130L131 155V152H132V154H134L133 156H136V158L134 157V161H133V157L131 158L132 160H129L130 162H136L138 165H137V169L139 170V172L141 173H139L138 171H137V173L136 174H132L131 175V177H127L126 178V176L125 175H122V174H120L119 175V171H121V169L118 171L116 168H118V166H119V168H120V164L124 161V159L126 160V157L125 158H122V157H120L121 155L123 156V154H122V152H120L118 155L119 156H117L116 155V158H114L113 156V158L111 159V154L112 153H114V152H116V150H119ZM67 150H70V152L69 153H73V154H67ZM86 151L87 150V153L86 152H84V151ZM129 150H131V152L129 151ZM139 150V151H138ZM149 150L151 151L152 150V153H151V155L150 156H147V154H149ZM72 151V152H71ZM93 151V152H94ZM127 151L129 152V153H127ZM141 151V152H140ZM153 151H155V152H153ZM157 151V152H156ZM28 152L30 153V154H32V155H36V157H34V156H32V155H30V154H28ZM109 152V153H108ZM118 152V151H117ZM135 152V153H134ZM24 153V154H25ZM86 153V154H85ZM136 153H139V154H136ZM68 156H67V155ZM92 154V153H91ZM128 154H130V155H128ZM28 155V156H27ZM65 155L67 156V158L65 157ZM72 157H71V156ZM93 155H94V153H93ZM100 155V156H99ZM110 157H108V156ZM113 155V154H112ZM64 156V157H63ZM94 156H96V155H94ZM105 156V159L104 160H106L107 158L108 159H110V160H112V161H110L109 162V160H106L105 162H104V160L102 161V159H103V157ZM129 156V157H128ZM158 156H160V155H158ZM30 157H34V158H30ZM118 157H120L121 158V160H123V161H121L120 159H118ZM37 158V159H36ZM78 158V159H77ZM159 158V157H158ZM121 161L120 163H118L119 165L116 167V165H117V161ZM98 160H99V162H98ZM41 163H43V164H40V162ZM38 162H39V164H38ZM109 162V163H108ZM125 163H129L128 161L126 162V161H124ZM124 162L121 164V165H123L124 164ZM140 162V163H139ZM105 163H108V164H105ZM115 163H116V165H115ZM158 163H160V164H162V165H160L158 168H163V167H165V160L163 159H161L160 158V160L158 159ZM44 164H45V166H44ZM80 165H81V167H80ZM80 168H79V167ZM118 168V169H119ZM43 170L44 172H45V175H44V172L43 171H41V170ZM118 172V173H117ZM48 173V174H47ZM63 173H66L65 171H63ZM46 174H47V176H46ZM143 174V175H142ZM49 175H51V176H49ZM140 175H142V177H140ZM49 177V178H48ZM83 178H87V179H85V180H83ZM115 180H114V179ZM111 179H112V181L114 180L115 181V183H113L112 181H111ZM50 180V181H51ZM110 180V181H109ZM218 177H210L209 179H208V182L209 183H211V185L212 184H214V183H217L218 182ZM49 181V182H50ZM54 182L55 181H53L52 182V185H53V187H57V185H56V183H55V185H54ZM110 182L111 183H113L112 184V187H108V185H111L110 184ZM51 183V182H50ZM141 185V186H140ZM51 186V185H50ZM172 188V190L171 191H168V190H170ZM230 188V184H228V183H223V185H222V187H221V189H222V191L223 190H228ZM1 192H3V195L2 196H0V214H2L4 217H6L8 220H3L2 218H0V264H14L15 263V260H17V261H19V259H23L24 260V264H32L33 263V261H34V253H33V248H32V246L31 245H29V248H28V246L26 245V243H25V239L23 238V236H22V234H21V231L17 228L19 225H20V227H22V226H25V223H22V222H25V217H23L24 216V214H22L23 216V219H21V218H17L16 216H19V214L20 213H17L16 212V210H13V208L12 207H10V195L9 194H6L5 192V190L4 189H2L1 188V190H0ZM174 191V192H173ZM153 192H158V194H157V196H158V200L156 201V203H154L153 204V201H152V199H151V195H153ZM124 193V194H123ZM127 193V194H126ZM6 194V195H5ZM133 194V195H132ZM8 195V196H7ZM121 195V197H119ZM123 195V196H122ZM22 198H23V200H20V198H19V200L21 201V202H23V201H30V199L29 198H27V199H24V197H23V195H22ZM93 198V199H92ZM188 200H190V199H188ZM46 202V201H45ZM190 202V201H189ZM119 205V206H118ZM33 208H35V207H33ZM3 209V210H2ZM114 213V214H113ZM158 213V214H157ZM16 215V216H15ZM160 217V216H159ZM158 217V218H159ZM173 219H175V218H173ZM151 221V222H150ZM18 223H19V225H18ZM151 223V224H150ZM75 224H77V225H75ZM36 229H37V227H35L34 226V228L32 229V232L34 233V232H37L36 231ZM51 231V230H50ZM46 236V235H45ZM44 236V237H45ZM39 238H41V237H39ZM144 244H146V242H143ZM24 246H25V248H24ZM31 246V247H30ZM98 251V252H99ZM29 252V253H28ZM53 253V255H54V252H52ZM102 253V252H101ZM116 252L114 251V250H109L108 251V253L106 254V253H103L102 255H101V257L103 256H105V254L108 256H110V255H112V254H115ZM33 256H32V255ZM51 256V259L53 258L55 261H45V263L44 264H55L54 262H56L57 260H56V258L54 257V256ZM17 256V257H16ZM28 256H30V257H28ZM102 257V259H105V258H107L106 260H108L110 257L108 256V257ZM26 257H27V259H26ZM34 258V259H33ZM13 261V262H12ZM16 261V262H17ZM51 262V263H50ZM53 262V263H52Z\"/></svg>","mask_w":264,"mask_h":264},{"label":"water","instance_id":"obj_3","mask_svg":"<svg viewBox=\"0 0 264 264\" xmlns=\"http://www.w3.org/2000/svg\"><path fill=\"white\" fill-rule=\"evenodd\" d=\"M47 235L43 238H37L36 240L31 243V246L33 248L34 255V261L36 264H44L45 261H54L53 258L51 259V254L48 252L47 244ZM32 255V254H31ZM33 256V255H32ZM38 260V262H37ZM58 263V261L54 262Z\"/></svg>","mask_w":264,"mask_h":264}]
</instances>
